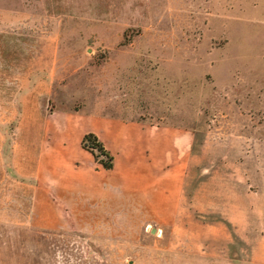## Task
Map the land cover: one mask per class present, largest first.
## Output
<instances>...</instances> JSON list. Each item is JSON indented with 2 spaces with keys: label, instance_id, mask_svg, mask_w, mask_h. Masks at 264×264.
Returning a JSON list of instances; mask_svg holds the SVG:
<instances>
[{
  "label": "rangeland",
  "instance_id": "obj_1",
  "mask_svg": "<svg viewBox=\"0 0 264 264\" xmlns=\"http://www.w3.org/2000/svg\"><path fill=\"white\" fill-rule=\"evenodd\" d=\"M93 113L186 131L179 196L54 205L43 156L85 147ZM252 171L264 0H0V264H264L253 213L244 229L227 217L236 191L251 205Z\"/></svg>",
  "mask_w": 264,
  "mask_h": 264
},
{
  "label": "crops",
  "instance_id": "obj_2",
  "mask_svg": "<svg viewBox=\"0 0 264 264\" xmlns=\"http://www.w3.org/2000/svg\"><path fill=\"white\" fill-rule=\"evenodd\" d=\"M90 120L91 127L82 131L80 138L94 131L114 154V166L106 168L93 152L76 142L55 140L41 162V167L49 166L51 172L50 177L44 174L41 180L49 185L48 192L54 194V205L67 208L69 204L64 203L72 195L90 197L97 203L112 202L117 187L124 193L145 197L151 205L163 201L165 196H179L184 154L190 145L188 135H183L185 139L181 141L186 131L173 125L104 113H93ZM239 180L248 184L251 192L246 193L253 200L251 205L242 203V193L236 191L227 217L244 229L248 220L243 214L251 211L253 226L264 227V172L252 171L246 177L241 175Z\"/></svg>",
  "mask_w": 264,
  "mask_h": 264
},
{
  "label": "trees",
  "instance_id": "obj_3",
  "mask_svg": "<svg viewBox=\"0 0 264 264\" xmlns=\"http://www.w3.org/2000/svg\"><path fill=\"white\" fill-rule=\"evenodd\" d=\"M83 145L93 151L103 166L106 168H112L114 166V154L105 147L104 143L94 131L85 133ZM103 155L107 158H104Z\"/></svg>",
  "mask_w": 264,
  "mask_h": 264
}]
</instances>
